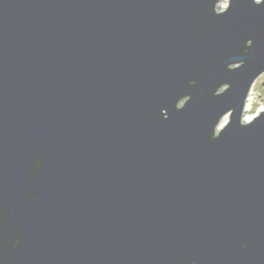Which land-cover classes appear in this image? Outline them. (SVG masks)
I'll use <instances>...</instances> for the list:
<instances>
[{"label":"water","instance_id":"obj_1","mask_svg":"<svg viewBox=\"0 0 264 264\" xmlns=\"http://www.w3.org/2000/svg\"><path fill=\"white\" fill-rule=\"evenodd\" d=\"M219 2L0 0V264H264V0Z\"/></svg>","mask_w":264,"mask_h":264},{"label":"rangeland","instance_id":"obj_2","mask_svg":"<svg viewBox=\"0 0 264 264\" xmlns=\"http://www.w3.org/2000/svg\"><path fill=\"white\" fill-rule=\"evenodd\" d=\"M228 0H223L222 3L217 4V9L222 10L227 6ZM222 4V6H220ZM264 109V73H262L253 83L248 97L247 102L244 107V115L243 120H245L246 117L253 116L257 112ZM224 121H227V116L223 117Z\"/></svg>","mask_w":264,"mask_h":264},{"label":"bare ground","instance_id":"obj_3","mask_svg":"<svg viewBox=\"0 0 264 264\" xmlns=\"http://www.w3.org/2000/svg\"><path fill=\"white\" fill-rule=\"evenodd\" d=\"M222 2H223V0H220V3H222ZM220 6H222V4H221ZM246 102H247V101H246ZM250 118H251V116L246 117L245 120H249ZM223 121H224V119L221 120V123H220V124H222Z\"/></svg>","mask_w":264,"mask_h":264}]
</instances>
